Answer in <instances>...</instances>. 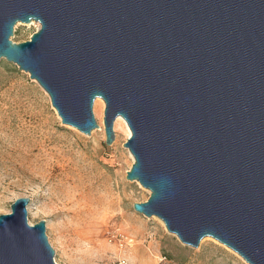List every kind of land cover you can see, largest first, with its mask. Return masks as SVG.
<instances>
[{"label":"water","instance_id":"water-1","mask_svg":"<svg viewBox=\"0 0 264 264\" xmlns=\"http://www.w3.org/2000/svg\"><path fill=\"white\" fill-rule=\"evenodd\" d=\"M40 24L30 41L18 23ZM30 74L62 124L106 144L124 118L151 192L134 210L183 244L211 237L264 264V0H0V60ZM29 198L0 215V264H57Z\"/></svg>","mask_w":264,"mask_h":264},{"label":"rangeland","instance_id":"rangeland-1","mask_svg":"<svg viewBox=\"0 0 264 264\" xmlns=\"http://www.w3.org/2000/svg\"><path fill=\"white\" fill-rule=\"evenodd\" d=\"M39 28L18 23L11 40L30 41ZM105 108L94 104L91 135L64 125L30 74L0 60V215L29 198V224L45 221L57 264H248L211 237L187 246L134 210L151 192L127 180L134 160L121 131L106 144Z\"/></svg>","mask_w":264,"mask_h":264},{"label":"bare ground","instance_id":"bare-ground-1","mask_svg":"<svg viewBox=\"0 0 264 264\" xmlns=\"http://www.w3.org/2000/svg\"><path fill=\"white\" fill-rule=\"evenodd\" d=\"M33 23H35V22H33ZM36 24H38V23H36ZM94 104L96 105L98 110H102L105 106V101L101 98H97ZM114 127L116 130L118 129L121 131V134L123 137H126L127 139H129L131 137L132 131H131L127 121L124 118L118 117L117 120L115 121ZM130 155L134 160V157L132 156L131 153H130ZM161 222L163 223L162 220H161Z\"/></svg>","mask_w":264,"mask_h":264},{"label":"built area","instance_id":"built-area-1","mask_svg":"<svg viewBox=\"0 0 264 264\" xmlns=\"http://www.w3.org/2000/svg\"><path fill=\"white\" fill-rule=\"evenodd\" d=\"M115 264H131V263L126 260H119Z\"/></svg>","mask_w":264,"mask_h":264}]
</instances>
